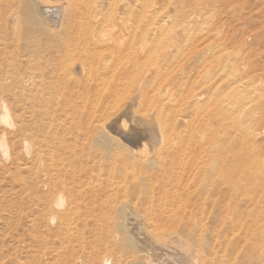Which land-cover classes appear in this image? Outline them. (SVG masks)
<instances>
[{
    "label": "bare ground",
    "instance_id": "obj_1",
    "mask_svg": "<svg viewBox=\"0 0 264 264\" xmlns=\"http://www.w3.org/2000/svg\"><path fill=\"white\" fill-rule=\"evenodd\" d=\"M54 1L0 0V52L12 47L18 49L17 65L1 73L4 77L0 87L19 90L21 106L17 115L18 124L15 123L14 128L22 146L23 141L28 139L32 141L33 148L34 146L41 148L44 145L42 140H32L35 133L38 136L47 128L50 132L51 130L55 132L58 126H61V132L68 129L65 127L67 122L62 116L59 121L52 122L51 118L47 121L48 111L45 112L46 116L41 113L36 116L35 110L28 114L27 101L32 107L42 101H46L45 106L49 104L60 106L61 101L66 99L64 105L74 107L79 103V99L90 100V95L94 92V99L104 103V109L103 107L94 109L89 114L87 126L76 127L78 134L86 140L83 150L91 149L92 146L104 149L102 158L92 159L87 155L79 166V172L84 174L82 181L88 202L78 203L79 192L74 185L76 179L66 182L65 178L71 175V171L72 175H75L76 171L68 172L65 163L55 164L54 170L58 173H47L49 191L45 194L46 199L43 203L48 202V222L50 216L57 217L54 224L56 228L53 230L55 240L52 242L56 261L53 262L76 264L79 260L82 264H102L103 259L110 256L113 264H164L150 251L158 249L159 245L167 246L168 243H173L177 250H180L177 251L180 253L177 256L178 264H264V185L250 180L246 186L243 177L234 179L229 170L212 169L211 159L216 158L209 154L211 151L207 150L206 146L203 147L207 154L199 156L198 159L183 156L185 151L179 155H163V150L169 143V147L174 146L171 143L177 138L174 134L179 121L173 119V123L164 124L166 121L161 119L159 114L164 108L160 98L150 97L147 99L149 105L146 104L148 109H140L145 105V95L154 90L160 81L162 69L165 65L168 66L171 55L175 56L181 52L182 60L186 59L181 67L184 71H188L194 65L197 56L193 52L197 51L194 45L200 36L196 32L191 33L187 24L190 16L200 14V9L181 11L183 27L179 32L180 43L168 45L176 47L175 54L171 50V53H166L163 58L155 61L153 67H149L152 45L155 44L153 41L164 28L151 26L149 0H58L53 9V18H50L51 16L47 17L46 10ZM214 1L211 0L212 5ZM220 1L224 4H233L229 2L230 0ZM248 2L250 1H246V4ZM239 7L241 8L240 5ZM243 22L245 24L248 21ZM263 34L264 31L261 35ZM225 35L221 36L226 39ZM242 41L240 43L245 45L246 40ZM238 44L237 46H242ZM222 45L219 44L215 48L209 45L206 49L212 53L213 49H218L219 53L220 48L224 47ZM232 53L230 56L227 55L229 60L236 57H231ZM232 65L231 63L227 65L228 73L231 74L233 71L235 73L234 80L230 81L231 89L237 92L242 89L243 92L246 88L255 91L257 76L263 72L257 76L251 73L250 77L249 75L243 77L246 66L242 70H237L235 65ZM251 65L250 67L254 69V65L257 64L254 62V65ZM240 66L242 67V63ZM223 69L225 71V68ZM257 71H260V68ZM195 72L189 75L193 76ZM174 81L180 83L179 79ZM215 84L217 91L224 85L230 87L229 83L224 84L223 80ZM213 85L209 88L215 87ZM124 91L128 92L126 97L117 96L119 92ZM65 93H68L67 98ZM193 96L198 103L200 92L194 93ZM117 97L119 100L123 99V104L126 103L120 114L121 110L115 113L105 107ZM243 98L245 95L241 99ZM7 113L14 121L8 104ZM0 118H6L3 110ZM108 122L110 125L105 127ZM214 123L215 121L208 123L210 129L213 128L215 131L218 128L219 132H223V137L227 138V134L230 133L229 125L221 120ZM252 134L254 135L249 138L255 142L257 134L254 132ZM113 148L116 151L110 156ZM95 151L99 154L98 148ZM105 155H109L110 158H103ZM205 156L206 158H202ZM38 157L37 154L33 160H37ZM103 159L107 164H104ZM224 166L222 161L221 167ZM102 171H107V178H102ZM172 184H178L179 187L174 199L162 200L157 204L159 208L156 207L152 194L156 192L157 187L161 192L167 185ZM121 190L124 197H133L137 200L143 198L140 207L144 210L143 216L139 213V207L130 205L128 200L122 201L121 204L117 203V197L114 195ZM58 193H63L67 198V206L59 212L51 207ZM144 193L146 196L143 197ZM75 209L85 210L87 216L94 215L96 226L93 228L96 238L91 242L92 249L87 253L84 251L79 256L76 254L83 245L82 234L76 232L73 239L68 238L69 235H73L68 224ZM112 214H115L114 218L120 220L116 225L123 235L121 240L114 234L115 225L111 228L106 222L108 215ZM128 214L130 217L133 215L137 221L139 216L143 217L144 221L140 228H143L146 234L144 241L139 239L138 235L137 239L132 231H129L126 223ZM104 219L107 220L104 222ZM150 238L154 241L152 244L148 242ZM219 238H222V241ZM224 242L227 244L226 250L220 253L218 247Z\"/></svg>",
    "mask_w": 264,
    "mask_h": 264
},
{
    "label": "rangeland",
    "instance_id": "obj_2",
    "mask_svg": "<svg viewBox=\"0 0 264 264\" xmlns=\"http://www.w3.org/2000/svg\"><path fill=\"white\" fill-rule=\"evenodd\" d=\"M215 1L212 5L211 0H149V22L151 26L164 27L155 38V41H153L155 44L152 45V56L150 58L151 60H149V67H153L155 61L159 58H163L166 53H171V50L173 54H175L176 47H168V45L170 43H180L179 41L181 38H179V32H181L183 27V22L180 17L181 11L200 9V14L190 16L189 23L187 24V26H189L188 30H191V33L196 32L199 34L200 38L197 39V43L194 45L197 51L194 50L193 52L197 56L195 57L192 68L188 71L181 69L182 64L186 61V59L182 60L181 52L175 56L171 55L168 66L165 65L162 69L160 81L155 86L156 90H150L145 95V105L140 109H148L147 105H149V103L147 99H150V97L160 98L164 104V108L162 110L163 112L159 114L161 119L166 121L164 124H168V122L173 123V119L179 121L176 126V133L174 134L177 138L171 143V145L173 144L174 146L169 147V143L167 148L163 150V155H179L185 151L183 156L189 158L192 156L198 159L201 155L207 154L204 152L206 150L203 147L206 146V149H210L211 151L209 154L217 159V161L216 159H211L210 167L212 169L229 170L230 175H232L234 179L243 177V183L246 186H248L250 180L254 183L264 185V34L263 36L261 35L264 31V0H234L235 2L230 0L229 2H233V4L225 2L230 5L224 4L223 1L220 0ZM246 1H250L248 2L249 4L247 3L248 5ZM52 3L53 4L48 6L49 9L46 10V15L47 17L51 16L50 18H53V9H55V4L58 3V0ZM52 5L54 6L52 7ZM232 9L234 11H232ZM239 12L242 13L240 14ZM232 14H236L234 16L237 18H232ZM227 19L228 21H226ZM243 21L248 22L244 24ZM225 22H229V24ZM218 35L219 38L217 37ZM221 35H225L226 39ZM222 38L224 40H222ZM243 39L246 40V43L244 42L245 45L240 43ZM257 39L259 40L255 42ZM247 43L249 44L247 45ZM219 44H223L222 46H224L220 48L222 53H218V49H213L214 53L206 49L209 48V45L215 48ZM237 44H241L242 46L240 45L241 47H239ZM197 46L198 48H196ZM243 46L245 47L243 48ZM241 50H243V52ZM250 51H252L253 55ZM231 52H233L231 57L236 56L234 57L235 59L233 58L234 60H229L228 56H230ZM205 53L207 54L205 55ZM17 54V48L14 49L12 47L10 49L1 50L0 83H2L1 81L4 77L1 73L11 69L12 66H14L13 68L16 67ZM243 54H245L244 57L242 56ZM249 54L251 56H249ZM249 58L253 60H249ZM224 60L227 65L230 63L232 65L234 62L232 66L235 65L237 70H242L246 66V71L242 74L243 77L248 75V77H250L252 74L257 76V74L263 72V74L261 73L257 76L262 79L259 80L257 78L258 82L254 84L255 91H249L247 90L248 88H246L243 92H241L243 89L237 92V90L231 89L230 81L234 80L235 73L234 71L231 74L228 73L227 65ZM254 62L257 65H254ZM240 63H242V67ZM259 63L260 65H258ZM249 64H252L251 66L254 65V69H252ZM214 67H216V69H214ZM222 67L225 68V71ZM261 67L263 69H261ZM259 68L260 71H257ZM193 72H195L193 76L189 75L193 74ZM225 73L229 75L226 76ZM184 77L187 79H184ZM219 78L221 81L223 80L224 84H226V82L229 83L230 87L227 88V86L224 85L221 88L222 90L220 89L217 91V84L215 83L221 82ZM177 79L180 80V83L174 81ZM9 81L10 79L7 81L8 84L10 83ZM170 83L172 85H170ZM212 84H214L213 86L215 87L209 88ZM237 84L238 83H236V85ZM2 89L3 88L0 87V100L7 101L14 123L18 124L17 115L19 114L21 106L19 90L17 91L15 88L9 90L7 87ZM251 89H253V87H251ZM197 92H200L198 103L195 102L196 99L193 96V94ZM67 94L65 98L68 97ZM94 94L93 92L92 95H90V100L79 99V103L75 104L74 107L71 105H64L66 99L61 101L60 106H56V104L45 106L46 101H42L41 103H36L35 107H32V104L27 101V107L29 108L27 109L28 114H31V111L35 110L36 116H38L39 113L46 116L45 112L48 111L49 115L46 116L48 117L47 121H49V118H51L52 122L59 121L60 116H62L67 122L65 127H68L65 132H61V126H58V130H55V132L54 130L50 132L47 128L44 132L38 134V136L37 133H35L32 140H42L44 145L41 148L34 146L31 157L25 156L16 129L0 125V135L7 136L12 156L10 162L0 161V264H57L53 262L56 261V257L54 250H52L55 248L52 242L55 240L53 230H55L56 226L48 222V202L46 204L43 203L46 199L45 194L49 191L47 186L49 176L47 173H58V171L54 170L55 164L65 163L67 166L66 169L69 170L68 172L71 170L76 171L75 175H72L71 171V175L65 178L66 182L76 179L74 185L77 186L76 189L79 192L78 203L88 202L89 199L87 200L85 197L82 181V179H84V174L79 172V166L80 163L86 159L87 155H90L92 159L102 158L104 149L102 147L92 146L91 149L83 150V145L86 140L78 134V128L76 127L87 126L89 114H91L94 109H100L102 107L104 109V103L94 99ZM121 94H123V96ZM127 95V91L117 94L118 97H126ZM244 95L245 98L241 99ZM118 97L113 99L112 102L105 107H107L109 111H114L115 113L121 110L119 112L120 114L122 109L124 110V105L126 103L123 104V99L119 100ZM1 113L2 110H0V115ZM220 120L226 123L227 126L229 125L230 133L227 134V138L223 137V132H219L218 128L213 131V128L210 129L209 127V122L215 121L214 124H216L217 121ZM129 122L131 124V121ZM130 124L128 123L127 125L129 126ZM107 125H110L109 122L106 123L105 127ZM52 127L55 128L54 125H52ZM46 132H49V134H45ZM252 132L257 134L255 142H252V139L249 138L254 135ZM224 142H226L225 145L223 144ZM96 148L99 149V154L95 151ZM115 151L116 149L113 148L109 155L113 156ZM37 154L39 157L37 160H33V157L35 158ZM109 155H105L103 158H110ZM202 158H206V156ZM222 161L225 164L224 167H221ZM103 162L107 164L105 159H103ZM107 175V171H102V178H107ZM178 188V184L167 185L164 191L159 192L157 187L156 192L152 194V199L156 207H158L157 204L162 200L168 201L174 199L178 192ZM115 194L114 197H117L118 204H121L124 200H128L130 205L136 208L139 207V213L143 216L144 210L140 208L144 201L143 198H141L142 200H137L133 199V197H124L122 196V190ZM148 195L150 196L151 194ZM142 196H146V193ZM93 213H95V211H93ZM114 215L115 214L108 215V220L104 219V222L107 220L106 222L111 228L115 225L113 228L114 234L117 239L121 240L123 235L116 225L120 220L114 218ZM129 215L130 214H128L127 217L129 218H127L128 220L126 221L129 231L131 230L132 232H130L136 238V235H138V238L144 241L146 234H144L143 228H140V226L142 227V221H144L143 217L139 216V221H137L133 215L131 217ZM69 223L68 227L70 231L73 232V235L67 233V236L69 235L68 238L73 239L74 236H76V232L81 233L83 236V245L79 248L76 255H82L84 251L86 253L89 252L92 249L91 242L96 238L93 231V228L96 227L94 215L87 216L85 210L75 209L73 210ZM132 225L134 227H132ZM219 240L222 241V238H219ZM148 242L152 244L154 241L150 238ZM168 245L170 247H168ZM168 245H159V248L162 250H158L159 248L157 247V251L152 249L153 251L151 250L150 253L153 252L156 254L160 262L164 264H178L177 261L179 258L177 256H179L180 253H177V251L180 250H177L178 248H176L173 243H168ZM163 246L164 248H162ZM225 247H227L225 242L218 247L220 253L226 250ZM51 251L53 252L51 253ZM51 257L53 259H51ZM169 260L170 262H168ZM76 264L82 263L77 260Z\"/></svg>",
    "mask_w": 264,
    "mask_h": 264
},
{
    "label": "clouds",
    "instance_id": "obj_3",
    "mask_svg": "<svg viewBox=\"0 0 264 264\" xmlns=\"http://www.w3.org/2000/svg\"><path fill=\"white\" fill-rule=\"evenodd\" d=\"M0 110H3L6 113V118H0V125H3L8 128H14L15 123L12 121L10 114L7 113V104L6 101L0 100ZM23 151L25 156L31 157L33 151V144L32 141L25 139L23 141ZM11 156V149L8 144V138L6 135H0V161L3 162H10ZM67 206V198L64 196L63 193H58L53 202L51 207L55 209L57 212L63 211L64 208ZM57 221V217L52 215L49 217V222L55 224ZM102 264H113L112 258L110 256H106Z\"/></svg>",
    "mask_w": 264,
    "mask_h": 264
}]
</instances>
